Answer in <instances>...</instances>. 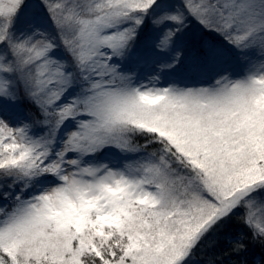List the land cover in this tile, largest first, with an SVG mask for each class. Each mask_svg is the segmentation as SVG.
Listing matches in <instances>:
<instances>
[{"label": "snow or ice", "instance_id": "1", "mask_svg": "<svg viewBox=\"0 0 264 264\" xmlns=\"http://www.w3.org/2000/svg\"><path fill=\"white\" fill-rule=\"evenodd\" d=\"M0 264H264V0H0Z\"/></svg>", "mask_w": 264, "mask_h": 264}]
</instances>
